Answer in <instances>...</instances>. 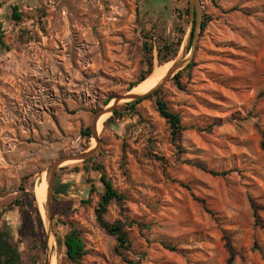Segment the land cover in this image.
<instances>
[{
  "label": "rangeland",
  "instance_id": "374dc122",
  "mask_svg": "<svg viewBox=\"0 0 264 264\" xmlns=\"http://www.w3.org/2000/svg\"><path fill=\"white\" fill-rule=\"evenodd\" d=\"M15 6L21 21L13 19ZM198 9L193 16L190 0H5L0 226H10L24 264H46L50 251L52 264H73L63 244L73 227L86 242L85 264H129L97 221L99 172L77 161L59 167L50 237L43 217L40 230L35 190L56 159L97 146L82 132L110 97L131 91L146 66V42L154 46V70L161 66L159 37L183 40L171 61L186 60L182 70L195 63L182 80L186 89L175 76L160 89L184 129L173 142L155 98L134 113L122 101L124 117L106 124L110 114L91 160L126 200L113 202L106 219L130 222L133 251L146 253L129 254L136 264H264V228L251 206L264 225V0H200ZM59 184L68 189L55 195Z\"/></svg>",
  "mask_w": 264,
  "mask_h": 264
},
{
  "label": "trees",
  "instance_id": "16d2710c",
  "mask_svg": "<svg viewBox=\"0 0 264 264\" xmlns=\"http://www.w3.org/2000/svg\"><path fill=\"white\" fill-rule=\"evenodd\" d=\"M213 4H217V0H210ZM5 4V0H0V10L3 8ZM189 10H186V12L179 13L180 19L184 17V15H188ZM13 19L15 21H21L22 14L18 11L17 6L14 7L13 10ZM210 18H207L204 20L202 24V30H204L209 22ZM181 32L184 34V30L181 29ZM150 37V34H148ZM153 36V34H151ZM195 37V30L192 32L191 41L189 49L191 48L192 41ZM182 39H179L177 42H171L167 38L159 37V40L157 42V49H158V61L159 65L168 64L172 60H174L179 52V49L182 44ZM0 45L5 46V42L3 39V35L0 34ZM145 53H146V66L145 69L142 70L140 77L138 78L137 82H135L130 90L141 84L143 81H145L153 72H154V46L152 43L146 42L144 45ZM195 63L194 61L191 62L184 70L180 71L178 74L175 75L173 78V82L181 89H186V86L183 85V78L185 75H190L192 69L194 68ZM162 90L156 91L153 94H149L144 99H156L158 111L162 118L166 120V122L169 124L170 131H171V137L173 142H178L181 137V132L183 131V125H182V118L181 116L172 111L168 102L164 100V98L161 96ZM264 93V91H263ZM144 99L141 100H135L131 102H127L124 104L123 107H125L129 112L134 113L136 111V106L140 104ZM113 101V97H110L109 100L105 103V106H108ZM124 117V114L122 113L121 108H117L114 110L113 115L108 118V120L105 122L112 123L115 120H120ZM84 137L87 139H91L93 137V133L90 128H87L83 132ZM261 148L264 151V136L261 143ZM125 161V160H124ZM83 163V170L87 171L89 169L95 170L99 172L100 174V181L104 186V191L101 194V199L99 201V204L96 208V217L99 225L101 228H103L109 235L114 236L117 240V252L118 254L129 264H136L133 260L129 259V254L132 252L137 257L143 259L146 257V253H140L137 254L133 251V243L130 238V233L128 231V228H130V222L126 219H118L114 222H109L106 219V214L108 212V208L113 202H116L119 206L123 207L124 202L126 200V196L122 193H120L113 185V182L111 179L108 178L107 173L101 165L95 164L94 160H87L82 162ZM126 164V161L123 163ZM204 171L209 172L210 174L214 176H226L230 173V171L225 172H216L214 170H208L206 168H203ZM76 172H80L81 169L76 167ZM68 189L67 184H59L55 187V195H60L66 192ZM96 189L95 186L92 185L91 192ZM36 196V195H35ZM37 202V201H36ZM21 202L17 200L14 204L10 205L7 208V211L10 209H13V205H20ZM38 204V203H37ZM251 206L254 211V216L256 219V225L264 228V225L261 224L260 219L258 217V210L256 203L251 200ZM38 214V222L40 225V230H42L43 227V221L42 216L40 213V210L38 208L36 209ZM25 214V212H23ZM26 220V217H25ZM30 233H36L35 228H31L29 230ZM37 234L41 235L40 231ZM63 244L65 246V255L67 259L73 263V264H85L84 258L87 254L86 249V242L79 230L76 228H72L64 237ZM168 249L176 251V247H167ZM0 264H24V258L23 254L19 247V242L15 239L11 228L8 224H3L0 226Z\"/></svg>",
  "mask_w": 264,
  "mask_h": 264
},
{
  "label": "water",
  "instance_id": "95a60500",
  "mask_svg": "<svg viewBox=\"0 0 264 264\" xmlns=\"http://www.w3.org/2000/svg\"><path fill=\"white\" fill-rule=\"evenodd\" d=\"M190 2H191V7H192V15L196 16V14L199 10L198 7L200 5V0H190ZM193 30H195L194 39L196 38V29L192 28L190 35H189V38H188V41H191V36H192ZM186 65H187V61L182 59V58L175 60L171 70L168 72L166 77L161 81V83L158 86H156L149 93H146V94H127L126 93L122 96L116 97L114 99V103L112 104V106L109 107V105H110L109 104L108 106H106V108L101 109L95 115V117L93 119V122H92L90 129L93 133V137L98 142L97 146L91 150H88V151L78 152L75 154H69V155L63 156L61 158L56 159L53 162L51 167L48 169L47 175H46V181H47L48 187H47V197H46V200L44 201V204H43L45 214L42 216L46 222L47 236L48 237H50L52 235V228H53L52 208H53V199H54V196H53L54 195V185H55V179H56V175H57V171H58L59 167L65 162H69V161L84 162V161L91 160L92 158H94L98 154V152L100 150V145H101L99 133H97V124H98V121L101 118V116H103L106 113H110L111 115H113L114 110H116L119 107V105L121 104V101L123 99H126L128 101L141 100V99L146 98L149 94H153L156 91H159L168 82H170L172 80V78L176 74H178ZM51 260H52V256H51V251H50L46 264H49Z\"/></svg>",
  "mask_w": 264,
  "mask_h": 264
},
{
  "label": "bare ground",
  "instance_id": "6f19581e",
  "mask_svg": "<svg viewBox=\"0 0 264 264\" xmlns=\"http://www.w3.org/2000/svg\"><path fill=\"white\" fill-rule=\"evenodd\" d=\"M173 64H174V62H170V63L165 64V65L157 66L155 68L154 72L145 81H143L141 84H139L138 86L133 88L127 94H146V93H149L156 86H158L161 83V81L166 77L168 72L171 70ZM124 100H126V99H123L122 101H124ZM113 102L111 103V105H109V107L112 106ZM109 116H110V113H106L103 116H101V118L99 119L98 124H97V133H99L103 130L104 122ZM69 162H75V161H69ZM47 187H48V185H47V181H46V173H44L41 182L38 184V186L36 187V190H35L36 200H37L38 206L40 205L42 207L44 214H45V210H44L43 204H44V201L46 200V197H47ZM39 210H40V208H39ZM52 260H53V258H52ZM55 261L56 260L53 261V264H55ZM49 264H52L51 261Z\"/></svg>",
  "mask_w": 264,
  "mask_h": 264
}]
</instances>
